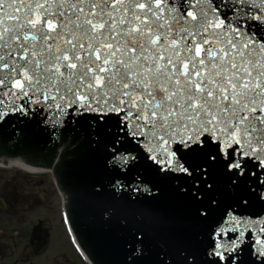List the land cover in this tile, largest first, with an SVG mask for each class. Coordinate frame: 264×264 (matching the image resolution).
I'll use <instances>...</instances> for the list:
<instances>
[{
	"label": "snow or ice",
	"instance_id": "1",
	"mask_svg": "<svg viewBox=\"0 0 264 264\" xmlns=\"http://www.w3.org/2000/svg\"><path fill=\"white\" fill-rule=\"evenodd\" d=\"M257 28L264 29V0H0V120L30 103L123 113L122 130L131 125L129 136L147 145L161 172L207 179L208 167L187 157L214 138L233 185L245 176L264 185V173L249 168H264V31ZM117 155L121 171L127 156L137 159L117 153L110 163ZM257 197L264 201V190ZM224 223L231 226L218 239L231 247L214 245L209 255L236 264L232 253L248 224ZM256 243L264 257V241Z\"/></svg>",
	"mask_w": 264,
	"mask_h": 264
},
{
	"label": "water",
	"instance_id": "2",
	"mask_svg": "<svg viewBox=\"0 0 264 264\" xmlns=\"http://www.w3.org/2000/svg\"><path fill=\"white\" fill-rule=\"evenodd\" d=\"M122 115L72 108L57 112L46 104L30 103L24 113L10 112L0 120V163L53 173L69 225L92 264H217L219 258L209 255L213 246L231 247L227 237L218 239L220 231L231 226L224 223L226 217L248 224L249 231L232 253H239L236 264H261L264 257L254 249H259L257 240L264 241L259 232L264 201L257 197L264 185L257 177L245 176L233 185L214 138L187 157L192 166L208 167L207 179L199 171L191 176L161 172L160 165L148 159L152 153L147 145L129 136L131 125L122 130ZM117 153L137 159L127 156L128 169L121 171L119 155L110 163ZM209 153L217 154V162L207 161ZM249 168L257 176L264 173L252 163ZM244 198L247 205L241 203Z\"/></svg>",
	"mask_w": 264,
	"mask_h": 264
},
{
	"label": "flooded vegetation",
	"instance_id": "3",
	"mask_svg": "<svg viewBox=\"0 0 264 264\" xmlns=\"http://www.w3.org/2000/svg\"><path fill=\"white\" fill-rule=\"evenodd\" d=\"M62 202L50 172L0 167V264H89Z\"/></svg>",
	"mask_w": 264,
	"mask_h": 264
},
{
	"label": "bare ground",
	"instance_id": "4",
	"mask_svg": "<svg viewBox=\"0 0 264 264\" xmlns=\"http://www.w3.org/2000/svg\"><path fill=\"white\" fill-rule=\"evenodd\" d=\"M9 167H17V168L25 170V171L36 172V173L42 172L41 170L31 168L28 165L21 164V163H10Z\"/></svg>",
	"mask_w": 264,
	"mask_h": 264
},
{
	"label": "rangeland",
	"instance_id": "5",
	"mask_svg": "<svg viewBox=\"0 0 264 264\" xmlns=\"http://www.w3.org/2000/svg\"><path fill=\"white\" fill-rule=\"evenodd\" d=\"M10 169H19V168H17V167H11Z\"/></svg>",
	"mask_w": 264,
	"mask_h": 264
}]
</instances>
